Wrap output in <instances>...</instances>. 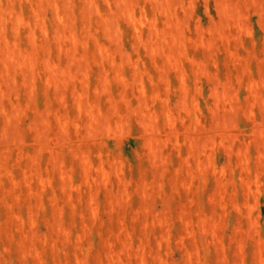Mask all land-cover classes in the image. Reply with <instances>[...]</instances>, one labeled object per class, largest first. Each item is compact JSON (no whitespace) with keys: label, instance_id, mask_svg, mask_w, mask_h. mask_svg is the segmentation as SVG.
Returning a JSON list of instances; mask_svg holds the SVG:
<instances>
[{"label":"rangeland","instance_id":"rangeland-1","mask_svg":"<svg viewBox=\"0 0 264 264\" xmlns=\"http://www.w3.org/2000/svg\"><path fill=\"white\" fill-rule=\"evenodd\" d=\"M0 264H264V0H0Z\"/></svg>","mask_w":264,"mask_h":264}]
</instances>
